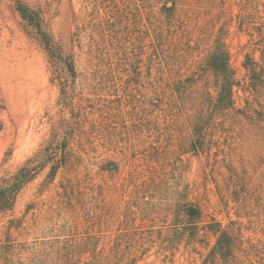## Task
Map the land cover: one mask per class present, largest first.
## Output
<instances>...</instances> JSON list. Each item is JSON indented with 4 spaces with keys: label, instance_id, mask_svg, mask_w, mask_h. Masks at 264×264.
Listing matches in <instances>:
<instances>
[{
    "label": "rangeland",
    "instance_id": "obj_1",
    "mask_svg": "<svg viewBox=\"0 0 264 264\" xmlns=\"http://www.w3.org/2000/svg\"><path fill=\"white\" fill-rule=\"evenodd\" d=\"M254 2L0 0V181L34 174L0 213V264H39L50 243L73 245L74 264H202L216 235L189 233V205L199 227L235 228L240 264H264L257 129L216 116L191 145L216 40L246 79L255 40L239 16Z\"/></svg>",
    "mask_w": 264,
    "mask_h": 264
},
{
    "label": "trees",
    "instance_id": "obj_2",
    "mask_svg": "<svg viewBox=\"0 0 264 264\" xmlns=\"http://www.w3.org/2000/svg\"><path fill=\"white\" fill-rule=\"evenodd\" d=\"M22 17L32 21V12L24 5L18 8ZM264 3H244L241 6L239 16V29L249 31V35L255 40L251 53L245 55L243 68L245 77L243 85L235 77V72L229 64V52L224 44L216 40L214 47L203 60V71L210 73L213 77L214 97L208 92H201V97L194 102V110L197 111V120L192 124V147L195 152H200L205 146L206 137L210 131V121L218 116L222 120H231L237 127L252 126L258 131L259 142L264 147ZM252 15L262 19L259 26L256 21L248 20ZM254 51H259L258 58L253 56ZM201 76V75H200ZM201 77L198 78V81ZM197 80V79H196ZM241 89L244 98L243 105L236 103L234 88ZM241 99V98H240ZM232 125V123H231ZM33 171L27 165L22 166L8 180L0 181V213L10 210L19 190L33 179ZM202 212L196 205H189L185 210L184 227L189 233H198V230H206L216 235V241L210 250L208 257L202 260V264H240L241 235L235 228H223L221 223L213 222L208 226L199 227ZM200 228V229H199ZM130 249V248H129ZM134 250H139L135 247ZM43 257L39 264H74L76 262V251L73 245L55 243L47 244ZM132 252V251H131ZM129 252V254L131 253ZM239 253V255H235ZM106 261L105 259H100ZM97 264H101L100 262ZM108 264V262L106 263Z\"/></svg>",
    "mask_w": 264,
    "mask_h": 264
}]
</instances>
